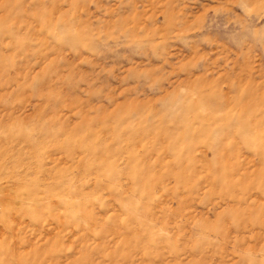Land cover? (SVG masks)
<instances>
[{
    "label": "rangeland",
    "instance_id": "374dc122",
    "mask_svg": "<svg viewBox=\"0 0 264 264\" xmlns=\"http://www.w3.org/2000/svg\"><path fill=\"white\" fill-rule=\"evenodd\" d=\"M0 264H264V0H0Z\"/></svg>",
    "mask_w": 264,
    "mask_h": 264
}]
</instances>
